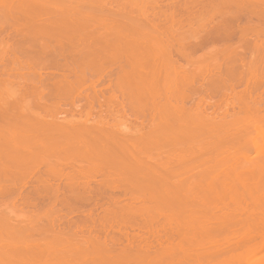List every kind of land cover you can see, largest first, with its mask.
I'll return each mask as SVG.
<instances>
[{"label":"bare ground","instance_id":"obj_1","mask_svg":"<svg viewBox=\"0 0 264 264\" xmlns=\"http://www.w3.org/2000/svg\"><path fill=\"white\" fill-rule=\"evenodd\" d=\"M0 264H264V0H0Z\"/></svg>","mask_w":264,"mask_h":264},{"label":"rangeland","instance_id":"obj_2","mask_svg":"<svg viewBox=\"0 0 264 264\" xmlns=\"http://www.w3.org/2000/svg\"><path fill=\"white\" fill-rule=\"evenodd\" d=\"M198 53L199 52H197V53H195V54H197L198 55ZM77 104L78 105H80L79 107H80V109H79V111L78 112H80V114L78 113V112H76L75 114H74V116L75 117H83V111H82V109H83V99H81L80 101H77ZM64 106H62L63 108H65V109H63L62 110V112H60V114L58 115L59 116V118L60 119H62V118H64V117H67V116H70V114L68 113L69 111V109H70V107H71V104L70 103H64L63 104ZM78 113V114H77ZM61 116V117H60ZM130 126H132V124H130ZM75 203V202H74ZM82 206V205H81ZM14 212H15V214H17V215H19V214H25V211L24 210H21V209H15L14 210ZM63 213V212H62ZM66 213V212H65ZM79 216H81L82 218H83V208H81L79 211H77V214L74 216V219H76V218H81V217H79ZM81 228H82V230H83V221H80V222H76ZM59 226L60 227H62V226H66V224L64 223V225L62 224V223H60L59 224ZM118 239V238H117Z\"/></svg>","mask_w":264,"mask_h":264},{"label":"flooded vegetation","instance_id":"obj_3","mask_svg":"<svg viewBox=\"0 0 264 264\" xmlns=\"http://www.w3.org/2000/svg\"><path fill=\"white\" fill-rule=\"evenodd\" d=\"M99 110H100V109H99ZM99 110L97 109L96 111H98V115H100V117H99L98 115H96V116L94 117V114H97V113H96V111L94 110V112L92 111V112H91V115H90V116H93V118L91 119V117H89V120H93L94 118L96 119L97 117H99V118H102V117H104L103 119H105V118H106V119H107V121H108V119H109V118H112V115L114 114V112H112V113H111V115H110V114H109V113H110V112H109V110H108V112H109V113H107V112H106V110H105V111H104V110H102V109H101L102 111H101V110L99 111ZM105 112H106L107 114H109L111 117H110L109 115H107ZM92 113H93V115H92ZM99 113H101V114H99ZM103 113H104V116H101ZM105 115H106V116H108L109 118H108V117H106ZM130 118H131V119H130ZM128 119H130V121H133V118H132V116H131V117H129ZM129 123H130V122H129V120H128L127 127H129V128H130V127H132V126H130V124H129Z\"/></svg>","mask_w":264,"mask_h":264}]
</instances>
